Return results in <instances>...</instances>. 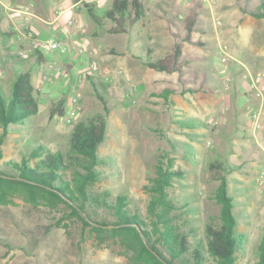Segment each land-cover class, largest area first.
Returning a JSON list of instances; mask_svg holds the SVG:
<instances>
[{
	"label": "rangeland",
	"instance_id": "374dc122",
	"mask_svg": "<svg viewBox=\"0 0 264 264\" xmlns=\"http://www.w3.org/2000/svg\"><path fill=\"white\" fill-rule=\"evenodd\" d=\"M71 1L50 0L57 11ZM84 1L101 9L99 23L88 18L98 36L92 37L91 31L84 35L100 52L66 38V53L50 51L42 41L57 37L54 27L40 41L33 34L31 41H16L13 49L0 46L2 91L8 94L18 70H29L38 101L36 113L25 124L8 126L0 143V171L13 175L7 161L20 162L38 145L67 156L73 129L99 113L106 129L97 147L102 163L95 167L99 180L89 186L92 197L108 203L124 195L129 211L149 222L147 187L155 165L166 166L172 159L182 175L173 177L169 197L176 205L178 226L191 231L186 264H194L195 244L200 246L202 263L215 264L205 247V227L221 224L215 177L222 173L232 198L236 234L245 235L238 238L233 264H261L264 18L251 11H257L262 0H140V18L126 13L117 22L104 15L113 0ZM49 8L47 4L45 14L51 18ZM71 16L68 9L57 22L65 26ZM121 27L124 30L112 31ZM177 41L182 58L189 61L180 72L153 70L128 53L149 51L154 60L169 55ZM77 51L83 58L74 66L68 57ZM92 63L97 74H91ZM87 75L93 76L97 90ZM61 97L63 113L49 118ZM1 132L0 128V137ZM212 162L225 168L210 169ZM65 175L70 176V169ZM78 213L41 196L15 194L0 203V264H129L130 252L117 237L95 231L94 222L114 220L110 210L87 203L80 212L89 221L87 226Z\"/></svg>",
	"mask_w": 264,
	"mask_h": 264
},
{
	"label": "trees",
	"instance_id": "16d2710c",
	"mask_svg": "<svg viewBox=\"0 0 264 264\" xmlns=\"http://www.w3.org/2000/svg\"><path fill=\"white\" fill-rule=\"evenodd\" d=\"M79 1V0H74ZM89 18L94 22H100L92 5L83 1ZM126 13L138 19L143 15V7L140 0H113L111 8L105 10L106 18L117 22ZM254 16L264 18V0L257 7V11H251ZM191 21L194 19L191 18ZM124 28H117L113 32H119ZM190 32L188 28L187 33ZM189 33L185 40H188ZM148 52L138 55L144 65L160 72L182 71L187 66L188 60L182 58V45L178 41L174 43L172 52L162 58L152 60ZM94 89L98 86L92 75ZM34 85L31 81L29 70H18L12 81L8 94L2 91L0 85V128L2 129L0 143L7 134L9 125H22L34 115L38 108V101L33 94ZM161 95L164 96L162 92ZM102 100L104 97L98 94ZM64 98L57 100L49 110V118L54 114H62ZM106 123L101 114H96L86 123L76 125L70 136V153L65 156L61 152L49 153L38 145L28 151L20 162L7 161V164L15 171L13 175L0 171V203L11 200L15 194H25L27 197H46V199L61 201L71 206L75 211L79 210L82 223L87 226V219L80 214L84 206L89 203L101 205L110 210L114 220L105 219L94 222L95 231L107 232L117 237L121 246L130 252L129 264H186L184 255L189 251L191 231L181 230L177 224L175 202L169 197V187L173 177L182 173L173 168V160L166 166L162 162L156 163L155 175L147 187L149 199L146 204L149 222L143 219L137 211L130 212L127 207V198L118 194L114 201L106 202L98 197H92L89 186L99 180V172L95 169L102 163V158L97 153V147L104 139ZM33 162L31 163V161ZM104 162V161H103ZM225 168L220 162L211 163V168ZM70 169V176L65 175ZM219 180L216 187L215 198L220 204L221 224L214 227L207 224L205 227L207 239L205 247L208 254L215 260V264H233L235 251L238 247V238H244L243 233L236 234V218L233 215L232 198L227 193V179L224 174H218ZM89 222V221H88ZM200 246L195 244L193 250L194 264H203L204 257ZM261 248L260 260L264 264V242L259 243Z\"/></svg>",
	"mask_w": 264,
	"mask_h": 264
},
{
	"label": "crops",
	"instance_id": "0c3cea01",
	"mask_svg": "<svg viewBox=\"0 0 264 264\" xmlns=\"http://www.w3.org/2000/svg\"><path fill=\"white\" fill-rule=\"evenodd\" d=\"M83 1L84 0H72L70 5L57 11L56 9L52 10L54 7H51V5L53 6L54 3H51L50 0L49 2L48 0H0V46L3 48L12 46L11 48L13 49L16 41H31L29 37L25 36L27 30H31L40 41L39 38L45 37L44 35L48 33V28L54 27L58 35L57 37L49 36L50 38H66L68 41L72 40L79 45H88L91 48V52H100L102 49L100 50L94 47L93 41L88 40L87 35L84 36L86 32V34H88V32L90 33L91 29L88 20L90 16L87 13V17L81 11L80 3L83 4ZM47 4H49L51 8H49L52 14L51 18L47 17L45 14V7H47ZM55 5H57V3H55ZM68 9L72 10V16L66 18L65 26L60 25L57 20L63 16ZM97 9L101 10L99 6L94 7V10L97 15L101 17ZM68 20L71 23H69ZM91 32L92 37L98 36L99 34L97 30H92ZM128 53H130L129 56H131V58H136L141 61V59L137 57L141 53L136 54L131 51ZM79 54L80 53L77 51L68 57L70 60L69 62H72L74 66L83 58H81Z\"/></svg>",
	"mask_w": 264,
	"mask_h": 264
},
{
	"label": "built area",
	"instance_id": "2783aa9c",
	"mask_svg": "<svg viewBox=\"0 0 264 264\" xmlns=\"http://www.w3.org/2000/svg\"><path fill=\"white\" fill-rule=\"evenodd\" d=\"M69 21V20H68ZM69 23H71L69 21ZM33 33L31 32V30H27L25 36L33 39ZM42 43L44 45H46L50 51H56L58 53H66L69 50L68 45L66 44V42L61 39V38H48L46 40H43ZM90 71L91 74H97L98 73V68L96 67V65L94 63L90 64ZM79 97V94H76L73 96V101H77ZM259 174L261 175L260 177L264 176V164L262 165Z\"/></svg>",
	"mask_w": 264,
	"mask_h": 264
}]
</instances>
